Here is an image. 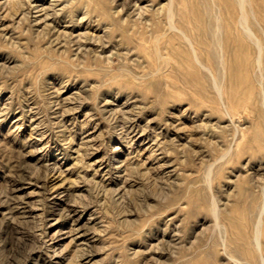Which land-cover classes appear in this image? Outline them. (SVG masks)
Masks as SVG:
<instances>
[{
    "label": "rangeland",
    "instance_id": "rangeland-1",
    "mask_svg": "<svg viewBox=\"0 0 264 264\" xmlns=\"http://www.w3.org/2000/svg\"><path fill=\"white\" fill-rule=\"evenodd\" d=\"M0 264H264V0H0Z\"/></svg>",
    "mask_w": 264,
    "mask_h": 264
}]
</instances>
